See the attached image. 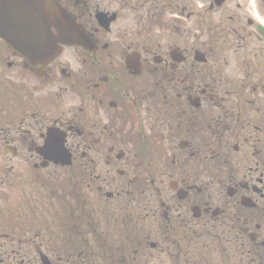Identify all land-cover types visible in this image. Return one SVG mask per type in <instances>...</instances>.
Wrapping results in <instances>:
<instances>
[{"label":"flooded vegetation","instance_id":"1","mask_svg":"<svg viewBox=\"0 0 264 264\" xmlns=\"http://www.w3.org/2000/svg\"><path fill=\"white\" fill-rule=\"evenodd\" d=\"M56 4L82 45L0 37V264H264V0Z\"/></svg>","mask_w":264,"mask_h":264},{"label":"water","instance_id":"2","mask_svg":"<svg viewBox=\"0 0 264 264\" xmlns=\"http://www.w3.org/2000/svg\"><path fill=\"white\" fill-rule=\"evenodd\" d=\"M33 1H36V0H33ZM44 1H46V0H37V4L38 5H40V7L42 6V7H44ZM26 2H27V5H29V3H33L31 0H26ZM10 4V3H9ZM5 5V7H7V8H10L11 7V5H8V3H1L0 2V8H3V6ZM39 7V8H40ZM6 8V9H7ZM1 10V9H0Z\"/></svg>","mask_w":264,"mask_h":264},{"label":"rangeland","instance_id":"3","mask_svg":"<svg viewBox=\"0 0 264 264\" xmlns=\"http://www.w3.org/2000/svg\"><path fill=\"white\" fill-rule=\"evenodd\" d=\"M40 196H46V194L45 193H41Z\"/></svg>","mask_w":264,"mask_h":264}]
</instances>
